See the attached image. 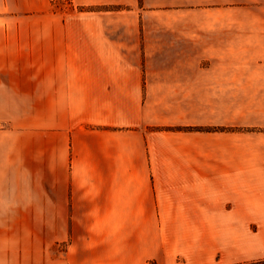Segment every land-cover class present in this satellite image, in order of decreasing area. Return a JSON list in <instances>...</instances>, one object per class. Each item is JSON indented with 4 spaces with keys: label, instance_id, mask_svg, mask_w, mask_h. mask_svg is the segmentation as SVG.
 <instances>
[{
    "label": "crops",
    "instance_id": "obj_1",
    "mask_svg": "<svg viewBox=\"0 0 264 264\" xmlns=\"http://www.w3.org/2000/svg\"><path fill=\"white\" fill-rule=\"evenodd\" d=\"M209 4L208 27L153 28L0 0V111L37 130L11 152L41 179L0 202V264L264 259V0Z\"/></svg>",
    "mask_w": 264,
    "mask_h": 264
},
{
    "label": "rangeland",
    "instance_id": "obj_2",
    "mask_svg": "<svg viewBox=\"0 0 264 264\" xmlns=\"http://www.w3.org/2000/svg\"><path fill=\"white\" fill-rule=\"evenodd\" d=\"M51 10L58 16L68 19L73 24L82 21L91 25L106 26H202L210 25L209 0H186L178 6L171 3L153 2L154 6L142 12L141 6L129 4L107 3L104 5H81L73 0H50ZM158 5V6H157ZM83 13L80 18L74 17ZM101 15V19L94 15ZM208 71V60L203 59V72ZM16 99H10V102ZM256 102V99H255ZM10 112L0 111V202L24 201L37 199V191L41 179H37V186L26 185L25 178L19 177L16 155L13 159L12 149L17 148L18 138L37 137V130L19 128V119L23 115L16 112V107H9ZM1 109V108H0ZM2 110V109H1ZM205 115L203 114V117ZM249 121H256V114H249ZM206 126L204 130H209ZM246 130V129H245ZM251 130V129H248ZM12 160H14L12 162ZM30 190L33 193H28Z\"/></svg>",
    "mask_w": 264,
    "mask_h": 264
},
{
    "label": "trees",
    "instance_id": "obj_3",
    "mask_svg": "<svg viewBox=\"0 0 264 264\" xmlns=\"http://www.w3.org/2000/svg\"><path fill=\"white\" fill-rule=\"evenodd\" d=\"M247 264H264V259L257 261V262H251V263H247Z\"/></svg>",
    "mask_w": 264,
    "mask_h": 264
}]
</instances>
